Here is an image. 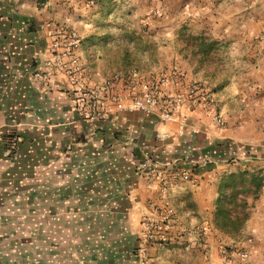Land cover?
Masks as SVG:
<instances>
[{"label": "crops", "instance_id": "crops-1", "mask_svg": "<svg viewBox=\"0 0 264 264\" xmlns=\"http://www.w3.org/2000/svg\"><path fill=\"white\" fill-rule=\"evenodd\" d=\"M48 19L78 30L89 85L116 71L177 68L214 92L223 128L200 109L182 132L139 111L82 119L59 83L32 76L46 55ZM129 21L148 25L141 49L124 35ZM183 29L195 44L182 41ZM261 32L264 0H0V264H142L134 255L139 221L161 197L157 182L135 171L145 152L196 176L167 196L179 222L207 230L205 250L192 237L152 248L150 264H223L221 245L245 249L246 264H264ZM241 171L259 173L263 185L246 197L248 216L229 235L215 225L218 184Z\"/></svg>", "mask_w": 264, "mask_h": 264}, {"label": "built area", "instance_id": "built-area-1", "mask_svg": "<svg viewBox=\"0 0 264 264\" xmlns=\"http://www.w3.org/2000/svg\"><path fill=\"white\" fill-rule=\"evenodd\" d=\"M85 7H93L96 0H78ZM156 15L161 11L156 10ZM44 48L46 54L33 69L35 80L45 85L59 83L62 91L71 97L72 107L82 119L102 121L112 111H139L155 115L163 123H174L177 131L186 127L189 113L200 109L208 121L223 128L225 121L214 92L207 83L188 80L177 68L167 73L142 75L137 72L123 74L113 72L100 82L89 85L87 65L79 55L81 36L78 30L66 21L48 19L43 23ZM264 55V32L258 35ZM120 87V88H119ZM197 132L198 129L194 128ZM169 135L162 133L160 139ZM17 139L8 141L14 147ZM72 143L67 144V149ZM135 171L147 180L156 181L161 197L149 203L141 216L134 255L139 263L150 264L149 252L155 247H171L179 241L198 238L201 248L206 249V228L187 226L179 222L176 211L168 199V192L179 180L196 181L188 169H179L168 160H160L151 153H143L137 161ZM223 264H246L248 252L242 247L219 248Z\"/></svg>", "mask_w": 264, "mask_h": 264}, {"label": "trees", "instance_id": "trees-1", "mask_svg": "<svg viewBox=\"0 0 264 264\" xmlns=\"http://www.w3.org/2000/svg\"><path fill=\"white\" fill-rule=\"evenodd\" d=\"M183 32L184 29L181 31L182 41L189 45L191 39L192 44H195L196 37ZM204 46L207 47V42ZM262 185L263 176L259 173L241 171L223 176L218 184L216 198V227L229 235L239 233L248 216L246 197L257 196Z\"/></svg>", "mask_w": 264, "mask_h": 264}, {"label": "rangeland", "instance_id": "rangeland-1", "mask_svg": "<svg viewBox=\"0 0 264 264\" xmlns=\"http://www.w3.org/2000/svg\"><path fill=\"white\" fill-rule=\"evenodd\" d=\"M129 22H131L130 24L127 25L130 27L129 31H126L124 33V35L127 36L129 38V40L135 44L136 48L141 49V47H142V45H144V43L141 42V40L137 37H139L140 33H147L148 32V30H149L148 25H146L145 27H143V26L139 27V26L135 25L134 23L132 24V21H129ZM183 33L186 34L185 32H183ZM132 52H133V50H132ZM136 52H138V50ZM127 54H128V52H127ZM131 58L133 61H134V59L135 60H142V57H140V55H138V54H135Z\"/></svg>", "mask_w": 264, "mask_h": 264}]
</instances>
